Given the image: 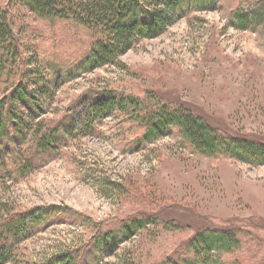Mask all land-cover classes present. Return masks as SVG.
<instances>
[{
  "label": "rangeland",
  "instance_id": "1",
  "mask_svg": "<svg viewBox=\"0 0 264 264\" xmlns=\"http://www.w3.org/2000/svg\"><path fill=\"white\" fill-rule=\"evenodd\" d=\"M7 2L0 0V6ZM14 3L21 59L6 69L0 97L25 70L41 107L34 113L17 109L28 121L19 141L5 150L7 163L18 160L17 149L31 151L30 127L36 122L54 125L76 99L98 92L183 105L220 131L264 143V0L183 2L184 10L162 34L140 38L116 63L93 69L82 65L92 41L85 29L39 18ZM78 130L29 172L0 174V201L19 211L50 205L67 210L22 241L16 264L41 262L84 245L98 231L150 216L152 222L96 264L181 258L188 239L205 228L232 229L239 236L240 250L224 254V264H259L264 164L203 155L175 126L140 141L143 128L131 107L114 109L89 131Z\"/></svg>",
  "mask_w": 264,
  "mask_h": 264
},
{
  "label": "trees",
  "instance_id": "2",
  "mask_svg": "<svg viewBox=\"0 0 264 264\" xmlns=\"http://www.w3.org/2000/svg\"><path fill=\"white\" fill-rule=\"evenodd\" d=\"M0 6V80L6 69L20 61L18 40L14 37L10 5H19L39 18L70 21L85 29L92 41L82 65L93 69L105 64H114L140 38H152L162 34L184 10L188 0H7ZM209 0H199L200 5ZM22 63V62H21ZM7 66V68H6ZM9 92L0 97V174L29 172L35 161L55 153L59 144L69 135L89 131L95 120L105 118L114 109L131 107L135 118L143 128L141 140L156 138L169 127L178 128L189 145L197 152L212 157L225 154L252 164H264V143L220 131L203 117L183 105L149 104L138 97L109 95L98 92L85 99H76L73 105L55 122L43 125L36 122L30 127L32 142L28 154L19 148L16 162L7 163L3 155L11 141L18 142L25 123L17 109L23 107L31 112L39 109L25 79V70ZM23 114V113H22ZM19 138V139H18ZM67 210L55 206H37L19 211L7 202L0 201V264H16L15 255L22 241L49 225L50 219ZM150 217H135L117 228L103 229L84 245L59 250L41 262L33 264H96L110 248L134 236L144 228ZM241 248V240L232 229L205 228L195 232L187 241L181 258H166L160 264H224L223 255ZM112 251V250H111ZM256 264V262H251ZM237 264H240L237 262ZM264 264V256L259 262Z\"/></svg>",
  "mask_w": 264,
  "mask_h": 264
}]
</instances>
